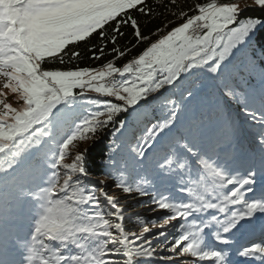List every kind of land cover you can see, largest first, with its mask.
<instances>
[{
  "label": "snow or ice",
  "instance_id": "obj_1",
  "mask_svg": "<svg viewBox=\"0 0 264 264\" xmlns=\"http://www.w3.org/2000/svg\"><path fill=\"white\" fill-rule=\"evenodd\" d=\"M168 4L0 0V264H264V0Z\"/></svg>",
  "mask_w": 264,
  "mask_h": 264
},
{
  "label": "trees",
  "instance_id": "obj_2",
  "mask_svg": "<svg viewBox=\"0 0 264 264\" xmlns=\"http://www.w3.org/2000/svg\"><path fill=\"white\" fill-rule=\"evenodd\" d=\"M235 1H244V0H231V2H235ZM197 2H204V0H178V4L181 8H183L185 11H188L190 8H192V6L197 3ZM219 2L221 3H225V2H229V0H219ZM147 4L153 8H155L156 10V17L154 19L151 20L150 23L147 24V26H144V17H139L141 19L142 22V30L145 32V34H148L149 31L155 32V29L157 27H161L162 24L164 23H168V29L170 30L171 27L176 26L177 24L181 23L182 21L178 18V17H174L171 12L165 11V7H171L170 4H168V0H163V5L157 7V0H147ZM173 11H179V8L177 9H173ZM135 15L139 16L138 13H134ZM189 14H192L191 12H189ZM257 14L256 10L254 9H249L243 13H241V18L249 16V15H255ZM125 32V37L123 39H121L120 41V46L123 47L125 44L129 43V41H131V43H135V41L133 40L132 36H131V29L130 28H124L122 29ZM153 39H155V37H153ZM99 42V38L93 34L92 37H90L86 42H81L78 45V50L81 51L83 53V56L81 57V59L74 61L73 64L74 65H78L79 67H92V68H99L104 62H106L107 60L112 59L111 55L106 54L104 57H102L100 60H94L91 58V53L88 51V48H90L93 44H98ZM109 50L111 49V45L108 46ZM145 47L144 44L139 45L137 48L133 49L132 53L120 60L117 61V65L120 66L122 65L124 62H126V60L131 59L132 56L136 55L140 50H142V48ZM255 56L257 57V59H259V52L255 53ZM73 65H68L65 64L63 66L59 65V63L57 62L56 64L53 65H48L45 64L44 67H70ZM88 95H91L88 93ZM239 123L241 125L242 128V133L243 132H247L248 130V124L245 122V119L243 117V115H241L239 117ZM94 183V181H92ZM139 198H141L140 196H138ZM150 199V196H145L142 197L140 199L139 202L137 203H141L140 205H138L139 207H142L141 205L146 204V202ZM137 207V206H135ZM145 218H150L147 215H141ZM131 223H133L132 226H134V221L131 219L130 220ZM134 229H139L138 226H136Z\"/></svg>",
  "mask_w": 264,
  "mask_h": 264
},
{
  "label": "rangeland",
  "instance_id": "obj_3",
  "mask_svg": "<svg viewBox=\"0 0 264 264\" xmlns=\"http://www.w3.org/2000/svg\"><path fill=\"white\" fill-rule=\"evenodd\" d=\"M235 2H239L241 4V6H243V4L245 2L247 3H251V0H244V1H235ZM0 87H2V85H0ZM5 92H8L7 89H4ZM91 95H95L94 93H90ZM7 102L12 103L13 106H17V100L14 94L8 92V96H7ZM70 162V161H69ZM94 181V180H93ZM95 182V181H94ZM110 190H111V185H110ZM142 198V197H141ZM138 196H129L127 198V204L129 205V209L128 212L126 213V216H131L132 220H135V217L132 216V213L134 212H138L140 213V215H147L148 217H153L154 215H162L163 213H152L147 207H139L138 205H140L141 203H137L140 201V199ZM137 206V207H135ZM126 228L134 230V231H139V229H134L136 226H132L133 223H131V221H126ZM151 227V225H149Z\"/></svg>",
  "mask_w": 264,
  "mask_h": 264
}]
</instances>
